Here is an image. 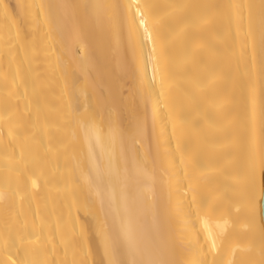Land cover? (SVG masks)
Masks as SVG:
<instances>
[{"label": "bare ground", "instance_id": "obj_1", "mask_svg": "<svg viewBox=\"0 0 264 264\" xmlns=\"http://www.w3.org/2000/svg\"><path fill=\"white\" fill-rule=\"evenodd\" d=\"M0 264H264V0H0Z\"/></svg>", "mask_w": 264, "mask_h": 264}]
</instances>
